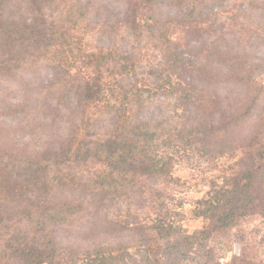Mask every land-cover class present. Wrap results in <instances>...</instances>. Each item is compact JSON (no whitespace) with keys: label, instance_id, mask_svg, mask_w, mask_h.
I'll return each mask as SVG.
<instances>
[{"label":"trees","instance_id":"obj_1","mask_svg":"<svg viewBox=\"0 0 264 264\" xmlns=\"http://www.w3.org/2000/svg\"><path fill=\"white\" fill-rule=\"evenodd\" d=\"M220 6L71 0L47 27L36 18L22 30L0 21V75H12L22 53L31 55L24 50H49L64 73L57 103L79 114L55 155L17 173L0 164V264H254L247 255L226 261L216 243L253 219L264 222L263 111L255 99L220 119L198 116L204 92L183 57L192 41L210 39ZM89 163L97 166L90 176L73 173ZM179 163L210 173L192 209L203 223L192 232L181 224V203L161 190L179 184ZM83 206L86 220L78 217ZM97 223L113 228L104 234L117 243L95 241Z\"/></svg>","mask_w":264,"mask_h":264},{"label":"rangeland","instance_id":"obj_2","mask_svg":"<svg viewBox=\"0 0 264 264\" xmlns=\"http://www.w3.org/2000/svg\"><path fill=\"white\" fill-rule=\"evenodd\" d=\"M70 2L0 0V21L2 24L15 21L17 29L22 30L36 18L38 27H47L46 18L52 14L58 22ZM216 4L221 5V12L213 19L210 39L205 45L192 41L183 55L188 64L193 62V78L204 92L206 101L196 114L201 118L220 119L222 113L242 111L256 99L264 117V0H216ZM192 5L188 4L187 9ZM24 51H29L31 55L22 53L25 58L13 68V76L9 73L0 75V164L8 171L14 169L15 173L22 172L26 165L55 155L65 147L71 138L67 130L79 121L74 104L65 106L57 103L62 101L60 87L64 73L49 50ZM29 107L36 110L26 116ZM211 109L214 111L212 114L209 113ZM60 168L54 167L53 172L59 173ZM96 168L89 163L73 173L82 179L90 176ZM173 175L178 178L179 184H165L161 190L169 191L175 198L174 202L181 203V224L187 232H192L203 223L193 215L192 209L194 202L207 191L210 173L198 172L179 163L174 167ZM83 207L78 217L86 220L90 209ZM119 207L122 208L123 204ZM145 213L146 209L140 211V217H144ZM102 224L97 223L91 229L93 239L117 243L113 235L104 234L107 231L110 233L113 228H105ZM133 234L125 232L123 236L125 240L137 239ZM224 239H217L216 245L223 248L226 261L231 255L240 258L247 255L246 259H251L254 264L259 261L264 264V222L260 218L242 224L233 235ZM221 241H224L223 245ZM219 263L223 264L225 260L220 258Z\"/></svg>","mask_w":264,"mask_h":264}]
</instances>
